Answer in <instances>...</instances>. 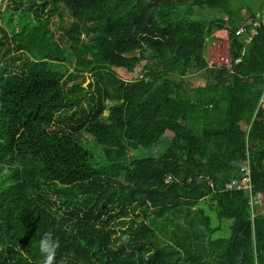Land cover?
<instances>
[{
	"label": "trees",
	"instance_id": "1",
	"mask_svg": "<svg viewBox=\"0 0 264 264\" xmlns=\"http://www.w3.org/2000/svg\"><path fill=\"white\" fill-rule=\"evenodd\" d=\"M243 8L260 16L236 0H6L0 264H42L45 231L60 264H264V205L227 187L247 162L264 191V30L235 34ZM217 29L230 70L206 60ZM193 73L205 83L186 89Z\"/></svg>",
	"mask_w": 264,
	"mask_h": 264
},
{
	"label": "built area",
	"instance_id": "2",
	"mask_svg": "<svg viewBox=\"0 0 264 264\" xmlns=\"http://www.w3.org/2000/svg\"><path fill=\"white\" fill-rule=\"evenodd\" d=\"M259 29L264 30V10L260 12V16L247 17L243 23L239 24L235 28V34L236 35H242L243 36V42L249 43L252 38L257 34ZM207 42L205 44V55L206 60L209 66H223L230 70L231 65L233 62H238L239 58L232 61L229 52H228V45L227 50L225 49V45L223 41L215 39V33L213 32L209 37L206 38ZM211 44H214L211 49L209 47ZM208 45V46H207ZM210 51H209V50ZM264 78V73H263ZM258 104L261 107H264V86L262 94L259 98ZM239 172L240 177L231 179L230 183L227 187H233V188H241L248 192L249 194V203L250 204H256L258 206L264 205V191L262 192H256L251 193V181H250V170L249 165L247 162H243L241 165H239ZM207 181L210 185H212L211 179L208 177ZM170 180V176H167L165 178V182ZM261 212L264 213V208L261 210Z\"/></svg>",
	"mask_w": 264,
	"mask_h": 264
},
{
	"label": "rangeland",
	"instance_id": "3",
	"mask_svg": "<svg viewBox=\"0 0 264 264\" xmlns=\"http://www.w3.org/2000/svg\"><path fill=\"white\" fill-rule=\"evenodd\" d=\"M236 1H240L242 2L243 4L247 5L248 7H250V9L252 11L254 10H258L259 8L262 7V0H236ZM1 3V6H0V10H3L4 9V6L6 4V0H1L0 1ZM194 15L198 18H202V19H208V18H211V17H214L215 16V10L213 9H209V8H203V9H197L195 8L194 9ZM52 20H55L56 22H58V18L56 17H52ZM214 32V31H213ZM212 32V33H213ZM217 31H215V39L217 40H221L222 42V35L216 33ZM210 33V35L212 34ZM56 35V34H55ZM66 44V43H65ZM214 44H211V46L209 47V49L212 48ZM208 46V45H207ZM208 49V50H209ZM210 51V50H209ZM54 65H56L57 63L53 62ZM63 64L67 65L66 62H64ZM63 64H60V65H63ZM184 87L186 89H191L193 87H196V86H199V85H203L205 82H204V78L201 77L198 73H193V74H190V75H186L185 78H184ZM104 115L107 114V111H104L103 112ZM166 135H168L166 133ZM85 136V135H84ZM264 207H261L260 209L262 210ZM205 211L206 213H208L210 216H211V222L213 225H217L219 223L218 219L215 217V212L214 210H209L207 207L205 208ZM228 228H227V224L225 222L221 223V230L219 232V234H228ZM218 234V233H217Z\"/></svg>",
	"mask_w": 264,
	"mask_h": 264
},
{
	"label": "clouds",
	"instance_id": "4",
	"mask_svg": "<svg viewBox=\"0 0 264 264\" xmlns=\"http://www.w3.org/2000/svg\"><path fill=\"white\" fill-rule=\"evenodd\" d=\"M58 248L59 243L54 239L52 233L45 231L38 241V252L43 258L42 264H60V261L57 260Z\"/></svg>",
	"mask_w": 264,
	"mask_h": 264
},
{
	"label": "crops",
	"instance_id": "5",
	"mask_svg": "<svg viewBox=\"0 0 264 264\" xmlns=\"http://www.w3.org/2000/svg\"><path fill=\"white\" fill-rule=\"evenodd\" d=\"M246 7V6H245ZM260 12L262 11V10H264V1H263V4H262V7L261 8H259L258 9ZM258 10H254V12H256V11H258ZM241 14L243 15V19L245 20L247 17H249L250 16V14L248 13V11L246 10V8H243V9H241ZM243 20V21H244ZM215 31H217L216 33L218 34V36H219V34L220 35H222L221 37H222V41H223V43H224V45H225V49L227 50V45H228V37H227V30L226 29H217V30H214V33H215Z\"/></svg>",
	"mask_w": 264,
	"mask_h": 264
},
{
	"label": "water",
	"instance_id": "6",
	"mask_svg": "<svg viewBox=\"0 0 264 264\" xmlns=\"http://www.w3.org/2000/svg\"><path fill=\"white\" fill-rule=\"evenodd\" d=\"M88 81H89V80L86 79L85 82L83 83V86H86V84H87Z\"/></svg>",
	"mask_w": 264,
	"mask_h": 264
}]
</instances>
